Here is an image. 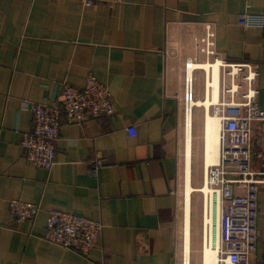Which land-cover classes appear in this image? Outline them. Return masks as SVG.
<instances>
[{
  "label": "crops",
  "instance_id": "0c3cea01",
  "mask_svg": "<svg viewBox=\"0 0 264 264\" xmlns=\"http://www.w3.org/2000/svg\"><path fill=\"white\" fill-rule=\"evenodd\" d=\"M263 12L264 0H0V264H205L202 208L195 192L188 207V179L195 189L205 181L206 117L224 98L222 62L259 65L264 109V30L239 23ZM91 73L110 88L115 114L64 121L56 165L35 166L22 146L30 106L64 83L82 88ZM11 200L41 211L19 223ZM50 208L103 223L89 257L44 240ZM259 229L250 264H264V193Z\"/></svg>",
  "mask_w": 264,
  "mask_h": 264
},
{
  "label": "built area",
  "instance_id": "2783aa9c",
  "mask_svg": "<svg viewBox=\"0 0 264 264\" xmlns=\"http://www.w3.org/2000/svg\"><path fill=\"white\" fill-rule=\"evenodd\" d=\"M88 3L93 4L92 1ZM239 23L246 28L264 30V12L242 13ZM208 29L204 42L210 47L214 46L211 39L215 34L210 26ZM221 68L224 98L214 105V115L221 124L219 159L205 170L204 185L209 192L203 193L204 213H211L213 204L220 213L218 264H250L261 236L259 215L264 193V109L257 101L256 88L259 65L222 62ZM193 81V75L188 74L185 93L188 113L194 106ZM244 86L247 91L242 93V100L237 101ZM30 110L32 128L22 138L26 158L37 167L51 170L57 163V144L63 122L82 125L92 119L112 116L115 101L110 88L91 73L82 88L64 83L54 98L32 104ZM104 165L103 160L93 161L95 169ZM40 211L38 204L20 200L10 202V213L19 223L36 218ZM46 212L44 240L85 257L97 248L104 228L101 221L54 208Z\"/></svg>",
  "mask_w": 264,
  "mask_h": 264
},
{
  "label": "bare ground",
  "instance_id": "6f19581e",
  "mask_svg": "<svg viewBox=\"0 0 264 264\" xmlns=\"http://www.w3.org/2000/svg\"><path fill=\"white\" fill-rule=\"evenodd\" d=\"M218 64H215L213 65V67H211V70L214 73V79H215L214 88L217 93L219 89L218 87L219 65ZM205 68L210 69V66H205ZM216 97L218 98V96ZM195 103L196 102L194 101V104ZM206 105L209 106V103H206ZM191 117H192L191 113L189 112L188 114L189 124H191ZM220 127H221V124H220V119L218 118V116L208 114V116L206 117V135H205L206 136L207 167L213 164H216L219 159ZM189 179H188V184H187L188 207L190 205L193 192H202L204 194L209 192V189L205 185L201 189H195L190 183L191 179L190 180ZM207 207L209 209V205H207ZM205 226L207 229L206 244L204 246L205 264H218V261H219L218 253H219V248L221 245V222H220V213L217 210L216 204H213L211 213H209L208 211L207 215H205ZM187 234H189V232H187ZM188 240H189V237H188ZM189 254H190V248H189V243H188L187 244V256H189Z\"/></svg>",
  "mask_w": 264,
  "mask_h": 264
},
{
  "label": "rangeland",
  "instance_id": "374dc122",
  "mask_svg": "<svg viewBox=\"0 0 264 264\" xmlns=\"http://www.w3.org/2000/svg\"><path fill=\"white\" fill-rule=\"evenodd\" d=\"M215 116V115H214ZM204 186V184L199 187L198 189H201ZM194 197L196 199V202H198V205L200 204V208H202V216H203V223H202V229L203 232H206V226H205V213H204V207H205V201H204V194L202 192H195ZM204 225V227H203Z\"/></svg>",
  "mask_w": 264,
  "mask_h": 264
}]
</instances>
